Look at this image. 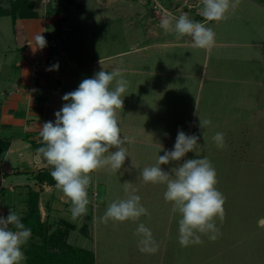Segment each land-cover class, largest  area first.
<instances>
[{
	"label": "rangeland",
	"instance_id": "1",
	"mask_svg": "<svg viewBox=\"0 0 264 264\" xmlns=\"http://www.w3.org/2000/svg\"><path fill=\"white\" fill-rule=\"evenodd\" d=\"M31 1L39 10L72 12L66 20L71 30L63 35L82 66L75 87L80 78H92L103 66L111 72L117 64L129 82L118 110L128 157L118 172L92 173L86 219L75 222L68 243L93 251L95 264H264V0H239L219 23L200 15L202 0ZM11 2L0 0V6L10 10ZM185 13L214 30L211 49L195 48L191 37L177 40L160 27L165 16ZM8 22L0 19L1 39L7 38ZM199 118L211 124L201 129ZM180 130L196 135L202 148L161 168L207 157L226 198L224 220L215 221L218 238L201 235L203 243L187 247L178 241L181 216L165 201L166 186L145 183L140 175L158 155L173 150ZM217 132L224 134L222 149L212 139ZM126 182L149 215L101 223L107 206L125 197ZM140 223L159 246L155 254L138 248Z\"/></svg>",
	"mask_w": 264,
	"mask_h": 264
},
{
	"label": "clouds",
	"instance_id": "2",
	"mask_svg": "<svg viewBox=\"0 0 264 264\" xmlns=\"http://www.w3.org/2000/svg\"><path fill=\"white\" fill-rule=\"evenodd\" d=\"M238 5L239 0H202L200 15L207 22L219 23L227 20ZM160 27L166 32H174L177 40L191 37L195 48L211 49L215 44L214 30L190 19L186 13L178 18L165 16ZM35 42L39 49L47 43L42 34L36 35ZM58 68L57 63L49 70ZM128 84L119 68L111 72L102 68L62 97L70 102L55 113V122L48 121L41 126L39 135L43 146L37 153L52 168L51 177L56 188L70 202L73 219L87 212L91 174L104 168L118 172L128 157L125 147L128 138L121 135L118 122V110L123 109ZM210 124L211 120L200 119L201 129ZM212 139L218 148L226 147L222 132H217ZM198 140L196 135L178 131L173 150L158 155L154 165L144 167L140 172L145 183L166 186L164 199L172 204V211L181 216L178 241L182 247L203 243L201 235L217 239L219 229L215 221L217 218L223 221L225 217L226 198L216 187L217 173L207 157L184 160L170 171L161 168L173 161L180 162L189 152L197 155L202 148ZM124 186L125 197L107 206L99 218L101 223L138 221L141 216L149 215L141 197L136 194L137 189L127 182ZM135 235L140 237L138 248L142 253L158 251L151 230L143 223L138 225ZM31 236L32 231L25 227L20 214L11 209L7 217L0 215V264H23L26 256L22 249Z\"/></svg>",
	"mask_w": 264,
	"mask_h": 264
},
{
	"label": "crops",
	"instance_id": "3",
	"mask_svg": "<svg viewBox=\"0 0 264 264\" xmlns=\"http://www.w3.org/2000/svg\"><path fill=\"white\" fill-rule=\"evenodd\" d=\"M48 8L39 10L36 6V17L32 18L4 16L10 18V28L6 31L7 38H0V215L7 217L12 209L24 217L29 192L39 191L41 221L46 222L48 233H64L68 243L70 233L76 228L75 222L85 220L86 214L73 219L71 204L55 183L37 180L40 172L52 171L37 149L43 146L39 135L41 126L48 121L55 122V113L70 102L62 97L76 90L86 78H80L75 87L74 75L82 66L74 60L73 49L65 45L63 35L64 31L71 30L66 20L72 12ZM38 34H42L47 43L58 45L37 48L35 37ZM5 43L8 47L4 48ZM36 63L40 64V72L34 78ZM57 63L58 70H49ZM36 241V237H31L23 246L26 256L23 264H28L30 242ZM93 255L95 264L94 252Z\"/></svg>",
	"mask_w": 264,
	"mask_h": 264
},
{
	"label": "trees",
	"instance_id": "4",
	"mask_svg": "<svg viewBox=\"0 0 264 264\" xmlns=\"http://www.w3.org/2000/svg\"><path fill=\"white\" fill-rule=\"evenodd\" d=\"M10 10L0 6V18L4 16L32 18L36 17V3L31 0H12ZM51 172H40L37 180L40 183L54 184ZM39 191H30L28 197V211L22 217L25 227L32 231V238L38 241L30 242L27 249L28 264H94L92 251L67 243L65 234L61 231L48 233L46 222L41 221L38 207Z\"/></svg>",
	"mask_w": 264,
	"mask_h": 264
},
{
	"label": "built area",
	"instance_id": "5",
	"mask_svg": "<svg viewBox=\"0 0 264 264\" xmlns=\"http://www.w3.org/2000/svg\"><path fill=\"white\" fill-rule=\"evenodd\" d=\"M46 45L55 47V46L58 45V43L50 42V43H46ZM39 72H40V64L36 63L33 66V76H34V78H36L38 76ZM33 83L35 84V81H33Z\"/></svg>",
	"mask_w": 264,
	"mask_h": 264
}]
</instances>
